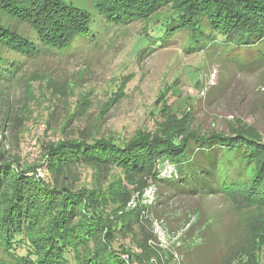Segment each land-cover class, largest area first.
<instances>
[{
    "label": "rangeland",
    "instance_id": "obj_1",
    "mask_svg": "<svg viewBox=\"0 0 264 264\" xmlns=\"http://www.w3.org/2000/svg\"><path fill=\"white\" fill-rule=\"evenodd\" d=\"M69 1L96 14L101 0ZM167 12L159 10L144 21L126 25L105 24L95 17L91 41L27 59L2 89L4 149L35 166L36 176L46 179L45 168L38 167L45 165L40 155L44 147L84 127L98 129L101 137L127 140L138 129L155 131L166 113L184 115L181 129L191 128L201 135L241 132L264 142V60L257 62V55L248 51L237 55L231 45L215 40L207 49L188 54L184 38L166 40L157 34L171 14ZM7 101L23 111L26 121L20 133L3 122ZM72 113L75 117L62 134L66 114ZM255 160L242 179L229 180L233 183L229 195L179 192L161 198V187L152 180L149 168L135 177L114 171L122 186L109 195L112 210L125 225L130 224L135 241L150 249L139 251L136 262L129 263L126 253L120 254L121 260L264 264V174H256L258 155ZM156 170L160 178L178 176L167 161L158 160ZM79 173L80 187L89 188L90 170L81 167ZM123 242L129 245V239Z\"/></svg>",
    "mask_w": 264,
    "mask_h": 264
},
{
    "label": "trees",
    "instance_id": "obj_2",
    "mask_svg": "<svg viewBox=\"0 0 264 264\" xmlns=\"http://www.w3.org/2000/svg\"><path fill=\"white\" fill-rule=\"evenodd\" d=\"M163 9L171 14L157 34L184 38L188 54L215 40L231 45L237 55L248 51L257 55L255 61L264 60V0H101L96 14L69 0H0V97L27 59L91 41L95 17L126 25ZM74 117L66 114L62 134ZM183 117L163 114L155 131L138 129L127 140L101 137L92 127L79 129L41 150L45 165L38 167L45 168L46 179L0 141V264H128L150 251L112 210L109 195L122 186L116 170L135 177L149 168L161 198L179 192L229 195V180L242 179L257 155L256 174H264L263 141L241 132L201 135L181 129ZM25 121L23 111L7 101L3 122L8 129L20 133ZM158 160L167 161L178 176L160 178ZM81 167L91 172L89 188L80 187ZM128 239L129 245L123 242ZM122 253L128 262L121 260Z\"/></svg>",
    "mask_w": 264,
    "mask_h": 264
},
{
    "label": "built area",
    "instance_id": "obj_3",
    "mask_svg": "<svg viewBox=\"0 0 264 264\" xmlns=\"http://www.w3.org/2000/svg\"><path fill=\"white\" fill-rule=\"evenodd\" d=\"M37 175H38L39 177H42V176H43V175H42V174H40V173H39V174H37ZM122 258L124 259V256H122Z\"/></svg>",
    "mask_w": 264,
    "mask_h": 264
}]
</instances>
